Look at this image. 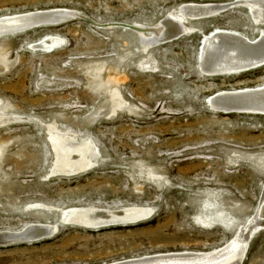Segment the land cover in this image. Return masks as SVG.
<instances>
[{"label": "rangeland", "instance_id": "374dc122", "mask_svg": "<svg viewBox=\"0 0 264 264\" xmlns=\"http://www.w3.org/2000/svg\"><path fill=\"white\" fill-rule=\"evenodd\" d=\"M234 1L0 0V17L51 9L79 14L0 38V100L13 119L0 127V231L56 221L57 212L32 205L154 209L132 225L98 231L60 226L50 239L0 245V264H109L204 253L226 245L235 228L257 214L264 220V117L223 114L208 104L218 92L264 86V67L212 76L198 66L203 35L224 30L255 40L264 27L233 7L189 20L195 31L146 51L133 29L156 25L186 4ZM47 35L61 44L37 48ZM112 97L127 108L110 114ZM53 123L93 142V168L49 177L54 153L46 128ZM205 202L213 208L204 210ZM214 211L228 214L235 228L194 222L199 213ZM241 264H264V227Z\"/></svg>", "mask_w": 264, "mask_h": 264}, {"label": "bare ground", "instance_id": "6f19581e", "mask_svg": "<svg viewBox=\"0 0 264 264\" xmlns=\"http://www.w3.org/2000/svg\"><path fill=\"white\" fill-rule=\"evenodd\" d=\"M234 4H238V6ZM228 7L246 9L253 22L252 24L257 27H264V0H238L229 5L186 4V6L169 13L167 18L165 17L166 19L156 25L151 27L133 26V29L139 35L143 51H146L149 47L174 41L182 35L195 31V25L186 24L189 20L201 21L214 18L222 14ZM77 15L79 14L73 10L51 9L0 17V38L16 36V34L27 30L42 27H32L38 25L39 22L51 23L53 20L63 17L69 20ZM258 36L255 40H249L240 34L224 30H217L206 36L203 35L198 61L200 72L212 76H233L264 67V30H261ZM61 42L59 38L47 35L39 40L36 47L51 51L60 45ZM0 60L4 63V59L1 56ZM113 78L109 80L111 82L116 81V78ZM117 94L119 95V93ZM110 95L112 94L110 93ZM213 96L212 98L210 97L208 104L214 111L223 114L235 112L264 117V86L218 92ZM110 99L112 107L109 111L110 114H114L116 110L123 111L127 108V104L124 103L125 101L121 97L118 100L113 97ZM8 105L0 100V127L11 123V120L13 121L7 112ZM55 125L53 123L47 125L46 128L48 132L47 138L54 153V161L49 177L76 175L93 168L97 163L96 159L98 157V151L93 142L85 138L78 139L67 131H58ZM3 147L4 144H0V154L4 149ZM260 166L261 169L264 167V160H261ZM149 175L155 176L151 171H148ZM30 207L43 209L46 212L55 211L57 212V219L51 223L47 220L44 223L43 221L30 223L23 226L20 230L0 231V245L30 243L50 239L59 231L60 226L98 231L122 225H132L147 220L154 212L153 208L147 206H128L116 210L99 209L91 206L55 208L44 205H32ZM210 208H213V205L205 202L203 209L208 210ZM193 219L194 222L204 228H210L216 224L221 225L226 230H230L234 226V220L229 218L228 214L223 211L202 212ZM263 227L264 220L259 219L257 214L254 219L251 218L247 222L245 221L244 225L240 226L239 224V227H233L232 229L235 228V231H233L234 234L230 241L219 249L204 253L157 254L109 264H241L246 249L249 247V238L258 230L263 229Z\"/></svg>", "mask_w": 264, "mask_h": 264}, {"label": "water", "instance_id": "95a60500", "mask_svg": "<svg viewBox=\"0 0 264 264\" xmlns=\"http://www.w3.org/2000/svg\"><path fill=\"white\" fill-rule=\"evenodd\" d=\"M234 5L235 6H238V4H234ZM230 8L231 7H228L227 9H230ZM66 21H68V18L63 17V18H58L56 20H53L51 23L39 22L38 25L32 26V27H38V26H44V27H46V26H52V25H59V24L64 23ZM254 235H255V233H254ZM254 235L249 238V244H250L251 240L253 239ZM249 244H248V246H249Z\"/></svg>", "mask_w": 264, "mask_h": 264}]
</instances>
